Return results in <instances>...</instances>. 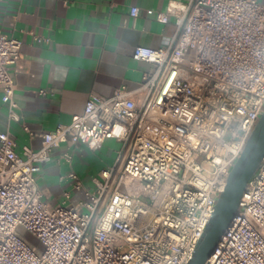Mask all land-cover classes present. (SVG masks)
<instances>
[{
  "label": "built area",
  "instance_id": "2783aa9c",
  "mask_svg": "<svg viewBox=\"0 0 264 264\" xmlns=\"http://www.w3.org/2000/svg\"><path fill=\"white\" fill-rule=\"evenodd\" d=\"M171 15L176 30L166 47L133 51L156 66L137 91L91 94L81 115L42 135L38 150L24 146L19 154L13 134L0 133V264L189 262L264 111V5L190 0L171 3L160 21ZM21 46L0 31V89L13 122L22 119L14 98ZM106 139L122 149L96 189L86 190V212L42 199L36 177L54 149H94ZM68 177L83 188L76 173ZM19 226L43 242L41 254L16 235ZM205 264H264V158Z\"/></svg>",
  "mask_w": 264,
  "mask_h": 264
},
{
  "label": "crops",
  "instance_id": "0c3cea01",
  "mask_svg": "<svg viewBox=\"0 0 264 264\" xmlns=\"http://www.w3.org/2000/svg\"><path fill=\"white\" fill-rule=\"evenodd\" d=\"M189 1L0 0V31L22 42L23 64L15 75L14 96L22 119H9L0 89V133L13 134L19 154L24 146L38 150L42 135L81 115L91 94L109 98L119 89L137 91L156 66L134 59L135 47H166L176 30L175 18L171 15L163 23L159 17L171 3ZM258 1L264 5V0ZM133 7L139 9L136 16L131 15ZM121 149L116 139H106L94 149L84 143L54 149L36 177L42 199L85 211L84 191L96 189L102 171L117 164ZM65 154L71 155V162ZM71 172L82 181V189L73 188Z\"/></svg>",
  "mask_w": 264,
  "mask_h": 264
},
{
  "label": "water",
  "instance_id": "95a60500",
  "mask_svg": "<svg viewBox=\"0 0 264 264\" xmlns=\"http://www.w3.org/2000/svg\"><path fill=\"white\" fill-rule=\"evenodd\" d=\"M264 158V111L226 179L212 216L187 264H205L236 214L246 186Z\"/></svg>",
  "mask_w": 264,
  "mask_h": 264
},
{
  "label": "rangeland",
  "instance_id": "374dc122",
  "mask_svg": "<svg viewBox=\"0 0 264 264\" xmlns=\"http://www.w3.org/2000/svg\"><path fill=\"white\" fill-rule=\"evenodd\" d=\"M91 188H92L91 191L95 190L93 186H91ZM83 199L84 201L87 200L86 191H84ZM86 211L87 210H85V212ZM16 235L19 238H21L24 242H26L29 246H31L32 248L35 247L37 249L36 252L38 254H41L45 248L43 242L38 237H36L34 234H32L30 231H28L26 228H24L23 226H19L16 229Z\"/></svg>",
  "mask_w": 264,
  "mask_h": 264
}]
</instances>
